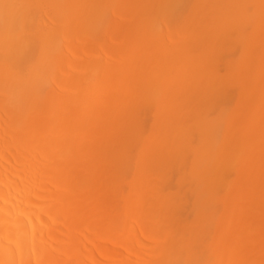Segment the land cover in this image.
Returning a JSON list of instances; mask_svg holds the SVG:
<instances>
[{
    "label": "bare ground",
    "instance_id": "6f19581e",
    "mask_svg": "<svg viewBox=\"0 0 264 264\" xmlns=\"http://www.w3.org/2000/svg\"><path fill=\"white\" fill-rule=\"evenodd\" d=\"M0 264H264V0H0Z\"/></svg>",
    "mask_w": 264,
    "mask_h": 264
}]
</instances>
